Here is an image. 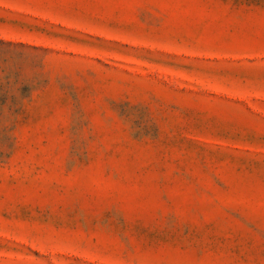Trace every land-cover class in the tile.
Returning a JSON list of instances; mask_svg holds the SVG:
<instances>
[{
    "label": "rangeland",
    "instance_id": "obj_1",
    "mask_svg": "<svg viewBox=\"0 0 264 264\" xmlns=\"http://www.w3.org/2000/svg\"><path fill=\"white\" fill-rule=\"evenodd\" d=\"M0 264H264V0H0Z\"/></svg>",
    "mask_w": 264,
    "mask_h": 264
}]
</instances>
